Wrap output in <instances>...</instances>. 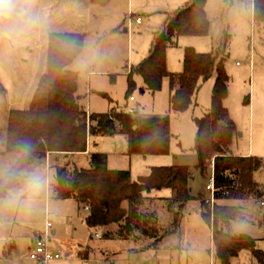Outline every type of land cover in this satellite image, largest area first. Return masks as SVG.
<instances>
[{"label": "rangeland", "instance_id": "374dc122", "mask_svg": "<svg viewBox=\"0 0 264 264\" xmlns=\"http://www.w3.org/2000/svg\"><path fill=\"white\" fill-rule=\"evenodd\" d=\"M190 1L134 0V6H130L128 0H110L108 3L97 0H36L35 10L43 17L44 26L15 40L0 39V59L8 71V74L0 75V89L11 86L10 81L13 85L7 97L0 93V162H5L2 150L6 148V110L30 106L40 77L48 66L49 33L83 32L86 34L83 51L70 67L79 71L78 90L87 108L102 111L138 107L145 114L167 113L173 134L170 151L144 154L130 150L126 132L95 133L89 137L91 152L107 153L111 168L130 169L132 178L136 180L150 173L155 165H189L191 193L194 195L179 209L165 207L161 200L150 204L151 208L157 210L159 222L165 227L173 225L177 211L182 215L179 228L168 233L156 245L150 243L152 238L142 237L135 241L94 235L90 242L76 243L78 249L80 245L82 251L89 252V259L84 260L78 258L79 253L72 254L67 244L79 236L68 235L67 242L59 244L62 238L57 240L56 236L53 243L56 249L52 247V242L51 248L62 256L44 263L30 255L27 245L33 238L31 235L38 234L45 227L47 204L45 198H40L41 193L46 194L44 170L41 173V189L31 197L30 208L26 211L19 210V207L0 208V220H15L16 217L19 221L28 220L30 223L18 222L16 226L19 227V233L14 228L13 232L0 237V264H223L218 257L213 223L201 211V198L208 199L212 195L206 184L214 171L213 159L207 172L203 173L198 166L199 154L195 148L198 130L196 117L202 116L212 106L216 75L202 79L194 103L180 111L170 107L168 76L164 78L162 88L153 93L142 90L145 84L142 74H135L136 84L130 85L129 72L125 73L128 66L131 69L132 65L140 63L149 55L156 34L164 27L172 12ZM207 1L209 32L178 35L177 42L168 45L167 68L169 71L182 72L188 47L198 52L217 54V61L223 63L228 74V93L223 98V104L236 124L230 148L240 155L250 149L252 155L264 159V0ZM132 13L135 18L140 16L142 19H135L130 30H127ZM130 88L136 99L130 98ZM90 156L91 153L77 152L63 158L62 163L66 164L65 161L69 160L71 167H88ZM54 157L55 153L49 152L53 214L54 206L57 209L58 204L64 203L70 209L74 207V201H68L73 199L62 200L56 195L57 162ZM254 177L264 190V166L255 171ZM150 193L168 196L173 193V189L165 186L154 188ZM252 194L242 199L231 198L235 205L241 207H238L237 215L232 218V228L237 233L255 237L259 248L264 250V199ZM206 202L214 208L211 201ZM113 226L117 227L116 224ZM21 252L24 254L20 259ZM230 264L261 263L254 257L251 248L246 247L231 257Z\"/></svg>", "mask_w": 264, "mask_h": 264}, {"label": "trees", "instance_id": "16d2710c", "mask_svg": "<svg viewBox=\"0 0 264 264\" xmlns=\"http://www.w3.org/2000/svg\"><path fill=\"white\" fill-rule=\"evenodd\" d=\"M105 3L109 0H97ZM207 0H191L168 17L164 27L156 34L149 55L129 71L130 85L136 84L134 75L142 74V90L155 93L170 78V107L185 110L195 101L202 79L216 75L212 106L202 116L196 117L197 136L195 148L199 154L198 166L206 173L213 159L215 173L214 208L201 198V211L214 226L218 244V257L230 264L231 257L249 247L264 262V250L256 238L247 233H237L232 228L235 205L230 198H243L255 193L264 197V190L255 180V171L264 162L254 155H240L230 148L236 130L223 98L228 93V74L214 52H198L188 47L185 69L182 72L167 68V48L177 42L181 33L207 34L210 20L206 12ZM86 34L73 31H51L48 35V66L41 75L37 89L28 108H12L9 115L6 149L21 151L31 147V157H44L54 152L56 167L55 189L60 197H75L89 205L86 216L91 227H101L109 238L121 237L139 241L152 238L158 244L168 233L176 231L181 223V213L176 212L172 226L160 224L157 210L150 204L161 200L168 208H182L192 198L189 165H155L150 173L132 178L127 168H111L105 152L91 153L88 167L69 166L62 159L88 149L89 137L95 133L126 132L133 152L165 153L170 151L172 131L167 113L145 114L135 107L114 108L107 111H88L78 93L79 71L70 67L82 53ZM0 87L2 88L1 84ZM129 96L133 91L130 88ZM136 125V127H135ZM55 162V161H54ZM55 162V163H56ZM53 166V164H52ZM171 187L170 196H154V188ZM116 224L117 227L113 228Z\"/></svg>", "mask_w": 264, "mask_h": 264}, {"label": "clouds", "instance_id": "9594fccd", "mask_svg": "<svg viewBox=\"0 0 264 264\" xmlns=\"http://www.w3.org/2000/svg\"><path fill=\"white\" fill-rule=\"evenodd\" d=\"M35 4L36 0H0V39L15 40L42 28L45 21ZM30 157L31 147L25 145L10 161L0 162V208L31 207V197L41 189L42 176L28 166Z\"/></svg>", "mask_w": 264, "mask_h": 264}, {"label": "crops", "instance_id": "0c3cea01", "mask_svg": "<svg viewBox=\"0 0 264 264\" xmlns=\"http://www.w3.org/2000/svg\"><path fill=\"white\" fill-rule=\"evenodd\" d=\"M109 1H107V3ZM207 2H206V5H205L206 12L208 11L207 10V4H208ZM128 3H129L130 6H134V0H128ZM132 16H133L132 18L130 17L131 19L129 18V26L126 27L127 30H130V26H131V24L133 23V21L135 19L136 20H141L142 19V17H141V19L135 18L134 15H133V13H132ZM137 17H140V16H137ZM73 32H76V31H73ZM0 66H1L0 75L2 76V73L8 74V71H7L6 67H5V64L3 63V61L1 59H0ZM93 71L94 70H91L90 72H93ZM105 71H108V70H105ZM129 71H130V68L128 66V68L126 69L125 73H128ZM8 77H9V75H8ZM9 84H11V86L6 87L4 89H0L1 95L4 94L5 97H7V93L9 95L10 90H12V86H13L12 85V81H10ZM78 87H79V82H78ZM78 93L81 95V92L79 90H78ZM11 103H13V101ZM11 109L12 108H10V109L7 108V110H6V114H7V122L5 124L6 130H7V133L6 134H8L9 115H10ZM91 110H89V112H91ZM102 111H107V110H102ZM135 127H136V125H135ZM6 145H7V136H6ZM89 150L90 149H89V146H88V149L86 151H79L78 153H84V154H86V153H89L88 152ZM2 151H3V156H4V161L5 162L10 161L13 158L14 154L18 152V151H9L6 148L4 150H2ZM238 154H241V153H238ZM250 154H252V151L250 149L248 151L242 153V155H250ZM44 159H45V163H43V160ZM47 161L48 160H47L46 156L41 157V158L38 157V158H35L32 162L28 163V166L31 169L38 170L40 174L42 172H44V170L46 172L45 175H44L45 182H46V194L41 193L40 194V198H45L46 204H47V209L46 210H48L50 217L54 220V225L52 227V236H51V238H52L51 239L52 247L54 249H56L53 246L54 238L56 236H57V240H58L59 237L62 238V240L58 241V244L60 242H67V236L68 235L79 236V238L77 240L72 241L71 244H69L67 242V244L69 245L71 251L73 252L72 254H78L79 253L77 255L78 258H82L84 260H87V259H89V252H88V250H86L85 252L82 251L83 249H80V245H79V249H78L76 243L77 242H80V243L81 242H85V243H87L88 241L90 242L91 239H93V236L94 235L99 236V237H102L100 235H97V232H100L101 234H103L104 229L101 228V227H98V228L97 227H91L87 223L86 216H87V213L89 211V208L86 207V204L85 203L80 202L75 197H60V196H58L59 197L58 199H62V200L63 199H73V200H68V201H74V204H73L74 207H72V209H70V206L66 207L64 203L63 204H58V208L57 209H55V206H54V210L55 211H54V214H53V212L51 211V209H52L51 203H52L53 200H50V198H51V189H52V183H51L50 174H51L52 167H51V161H50V158H49V166H50L49 171H48L49 172V185H50V191H49L48 185H47V182H48V180H47V174H48V172H47ZM263 162H264V159H263ZM37 165L39 167H36ZM55 191H56V189H55ZM173 192H174V190H173ZM56 195H58L57 192H56ZM34 196H32V197H34ZM154 196H157V195H154ZM168 196H170V195H168ZM252 196H255V195L252 194ZM157 197H159V196H157ZM256 198H259V199H262V200L264 199V197H259V196H256ZM50 201H51V203H50ZM226 202L235 205L231 201V198L230 199H227ZM49 204H50V207H49ZM65 207H66V209H65ZM238 207L241 209L240 206L235 205V207H234V210L235 211L234 212L239 211ZM177 208L178 207H174V209H177ZM20 209L21 208H19V210ZM26 210L27 209H25V211ZM45 216H46V214H45ZM12 220L13 219H9V218L8 219H4V220H0V237H3L5 235V233L9 234L10 232H13L14 228H16L17 229V232L19 233V227L16 226L18 222H26L27 225L30 224L28 222V220H25V221L20 220L19 221V220L16 219V217H15V220H13V221ZM113 228H115V227L113 226ZM94 229H96V230H94ZM41 232L42 231H40L38 234L34 233L33 235H31L33 238H32V240H29L28 241V244H27L29 246V250L35 244V242H36V240H37V238H38V236H39V234ZM114 238L115 239H125V238H121V237H114ZM51 242H50V247H51ZM56 243H57V241H56ZM256 243H257V246L259 247L258 242H256ZM51 250H52V248H51ZM106 250H110V249H106ZM76 251H78V252H76ZM252 253H253V251H252ZM23 254H24L23 252H21L19 254V258L20 259L23 257ZM253 255H254V257H256L260 261V258L258 256H256L254 253H253ZM61 256H60V258H61ZM109 258L110 257H108V259ZM53 259H57V258H53ZM58 259H59V257H58ZM101 261H103V260H101ZM260 263L261 264H264V262H261V261H260Z\"/></svg>", "mask_w": 264, "mask_h": 264}, {"label": "built area", "instance_id": "2783aa9c", "mask_svg": "<svg viewBox=\"0 0 264 264\" xmlns=\"http://www.w3.org/2000/svg\"><path fill=\"white\" fill-rule=\"evenodd\" d=\"M131 18L133 17L132 14L130 16ZM130 18V19H131ZM137 19H141V17H137ZM131 99H135L136 96L135 94H132L130 96ZM131 112L135 111V107L129 108ZM47 158V172L49 171V151L46 154ZM36 167H39L38 165ZM47 185L48 189L50 191V185H49V172L47 174ZM206 187L211 190L212 195L206 199L208 201H211L214 207V202H215V192H216V184H215V173L214 171L212 172V175L210 176V180L207 182ZM87 208H90L89 205L86 206ZM54 225V220L50 217L49 212L47 210L46 212V220H45V227L44 230L39 234L35 244L30 248L29 253L30 255L44 263H47L50 259L52 258H58L61 256L59 252H54L51 250L50 247V242H51V236H52V227Z\"/></svg>", "mask_w": 264, "mask_h": 264}, {"label": "water", "instance_id": "95a60500", "mask_svg": "<svg viewBox=\"0 0 264 264\" xmlns=\"http://www.w3.org/2000/svg\"><path fill=\"white\" fill-rule=\"evenodd\" d=\"M235 210L233 209V212H234Z\"/></svg>", "mask_w": 264, "mask_h": 264}]
</instances>
